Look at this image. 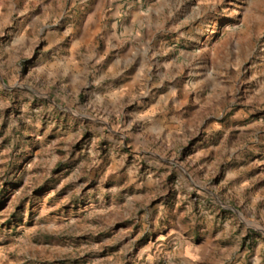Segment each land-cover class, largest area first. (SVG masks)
I'll use <instances>...</instances> for the list:
<instances>
[{"label": "rangeland", "instance_id": "1", "mask_svg": "<svg viewBox=\"0 0 264 264\" xmlns=\"http://www.w3.org/2000/svg\"><path fill=\"white\" fill-rule=\"evenodd\" d=\"M0 264H264V0H0Z\"/></svg>", "mask_w": 264, "mask_h": 264}]
</instances>
